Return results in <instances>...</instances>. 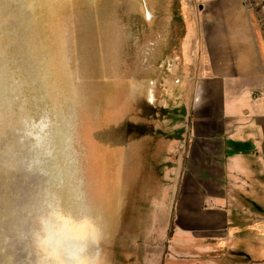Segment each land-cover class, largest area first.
<instances>
[{
  "label": "rangeland",
  "instance_id": "rangeland-1",
  "mask_svg": "<svg viewBox=\"0 0 264 264\" xmlns=\"http://www.w3.org/2000/svg\"><path fill=\"white\" fill-rule=\"evenodd\" d=\"M246 1L264 44V0ZM162 2L0 0V264L36 259L24 236L50 179L38 157L46 171L71 160L58 195L86 203L106 264H209L203 239L174 237L178 221L159 207L187 122L186 92L166 76L184 65L183 29H156L168 20L154 13ZM41 125L38 147L30 133Z\"/></svg>",
  "mask_w": 264,
  "mask_h": 264
},
{
  "label": "crops",
  "instance_id": "crops-1",
  "mask_svg": "<svg viewBox=\"0 0 264 264\" xmlns=\"http://www.w3.org/2000/svg\"><path fill=\"white\" fill-rule=\"evenodd\" d=\"M162 3L154 13L168 20L156 29H183L184 65L166 76L186 92L187 122L171 145L180 150L177 180L160 210L178 221L174 237L203 239L209 264H264V44L256 15L246 0Z\"/></svg>",
  "mask_w": 264,
  "mask_h": 264
},
{
  "label": "clouds",
  "instance_id": "clouds-1",
  "mask_svg": "<svg viewBox=\"0 0 264 264\" xmlns=\"http://www.w3.org/2000/svg\"><path fill=\"white\" fill-rule=\"evenodd\" d=\"M47 125L30 133L37 146L44 144ZM44 155H50L47 151ZM34 166L41 168L49 181L38 188L27 211L29 228L24 238L30 242L36 259L31 264H106L103 253L97 250L101 237L98 221L79 197L64 199L57 189L65 177L71 176V160L63 167L43 168L45 161L36 158Z\"/></svg>",
  "mask_w": 264,
  "mask_h": 264
}]
</instances>
